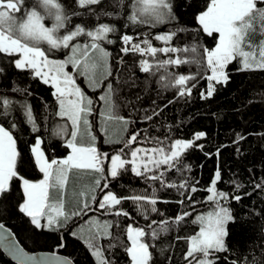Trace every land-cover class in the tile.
I'll return each instance as SVG.
<instances>
[{
	"label": "trees",
	"instance_id": "trees-1",
	"mask_svg": "<svg viewBox=\"0 0 264 264\" xmlns=\"http://www.w3.org/2000/svg\"><path fill=\"white\" fill-rule=\"evenodd\" d=\"M58 2L69 14V21L58 35L75 30L76 25L91 30L99 24H108L116 29L109 34L113 43H101L109 56L106 63L99 64L95 72L90 73L96 82L94 85L74 70L72 64H67L77 85L92 101L91 112L87 116L90 136L81 125L83 135L77 138L78 146H94L101 156L106 153L108 158L124 148V158L131 159L130 152L135 147L168 149L176 139L195 140V134L203 132L205 136L196 141L203 147L186 150L178 168L165 172V183L188 181V186L179 190L161 187L159 181H146L135 176L130 165L128 171L122 172L117 178L109 175L105 162L102 176L87 169H71L67 180L70 183L63 193L64 210L71 216L85 202L89 204V209L79 216H72L59 227L36 228L18 208L24 200L22 179L39 181L43 178V173L35 164L31 147L39 137L41 149L48 161L67 157L70 153L67 141L71 139V121L58 114L59 103L52 94L54 88L50 83L44 84L30 70L16 69L11 63L12 58L0 55V68L3 69L0 72V97H7L13 102L7 116L3 115L0 108V126L12 132L19 154L17 177L10 182L9 192L0 197V223L14 233L25 249L56 251L68 256L74 264H98L96 255H93L94 249H90L88 244L90 237L97 231L99 236L93 243L100 249V260H106L109 264L130 263L131 258L125 248L130 246L126 229L132 225L148 233L144 240L150 245V264H187L186 238L195 235L200 228V224L193 221L211 203L207 199V189L219 168L221 179L217 181L216 190L228 193L229 197L239 195L241 199L221 201L226 203L234 220L226 226L227 250L214 253V264H264V189L255 187L264 181V70H241V58L237 57L225 69L229 76L227 83L216 84L213 95L201 99V92H206L208 85L205 77L211 74L206 68L204 49H213L219 35L214 33L210 36L203 32L196 16L206 10L210 0H172L175 18L155 26L132 25L128 22L132 0H123L122 3L120 0H102L99 5L93 6L91 12L78 8L76 0ZM35 3L36 0H25V7L31 8ZM257 7L264 8V0H258ZM73 12L78 14L73 15ZM256 27L260 32L258 23ZM170 32H176V35L167 42L155 39L156 35ZM123 34L133 35L136 43L148 39L157 49L175 47L183 50L195 47L196 52H157L155 56L124 53L121 48L125 45L120 40ZM87 41L88 38L81 35L70 44L83 45ZM42 48L47 50L48 46L43 44ZM244 49L250 51L247 47ZM70 50L60 48L47 51L46 54L65 60ZM177 58L199 59L201 63L155 67L160 60ZM142 59L148 60L153 66L150 72L141 71ZM173 75L194 77L187 85H196L190 96H178L177 88L166 87L165 82L161 81V76L171 78ZM106 95L110 96L108 101L101 98ZM25 104L32 110L35 129L33 122L24 115L22 105ZM109 114L123 117V120L108 119ZM148 116L152 119H146ZM13 123L16 124L15 128L11 127ZM134 133L139 134L137 141L132 147L125 148L127 139ZM238 134L244 138L237 140ZM164 167H161V171H164ZM97 178H101V185L107 182L109 188H96L94 181ZM236 184H239V188ZM193 186L197 188L195 193L191 192ZM59 190L58 187L50 190L55 197L53 202L59 199ZM81 191L86 195L81 197ZM108 191L121 199L141 194L154 196L157 198V211L152 212L147 202L141 201L145 205L142 213L130 199H122V203L112 206L111 210L100 209L98 202ZM93 195L95 201L92 200ZM118 210L127 211L129 215L117 216L115 212ZM184 212L189 215L180 223H175V216ZM96 220L111 224L112 227L107 228L111 235L105 234L106 225L102 223L91 227ZM163 220L169 221L167 231L160 230ZM153 221L156 223L153 224ZM149 225L152 227L149 228ZM153 230L158 232L155 238L151 235ZM59 244L64 246L58 247ZM0 264L17 263L0 250Z\"/></svg>",
	"mask_w": 264,
	"mask_h": 264
},
{
	"label": "snow or ice",
	"instance_id": "snow-or-ice-1",
	"mask_svg": "<svg viewBox=\"0 0 264 264\" xmlns=\"http://www.w3.org/2000/svg\"><path fill=\"white\" fill-rule=\"evenodd\" d=\"M102 0H76V5L80 9L88 12L92 11L93 6H97ZM122 3L123 0H120ZM258 0H210L205 11L200 12L196 16V20L203 32L208 35L214 33L219 34V40L216 46L209 50L204 49V57L206 58V68L211 72L206 75L208 81L206 92H201V99L211 97L215 91V85L227 83L229 76L225 71L227 65L237 57L241 58V70H264V40L259 45H254L248 40L250 32L256 31V24H259V31L264 33V8L257 7ZM131 11L127 15V20L132 25H150L162 24L166 21L174 19L172 0H132ZM73 15L78 13L73 12ZM111 15V13H106ZM51 19V27L46 25V20ZM69 21V14L66 9L58 2V0H36L31 8L25 7V0H0V55L12 58L11 63L20 71L30 70L34 77L40 78L44 84L51 83L55 91L52 93L59 103V115L67 117L71 121L72 131L71 139L67 141V147L72 151L62 160L53 159L49 162L44 158L41 151V139L36 138L35 144L31 147V153L35 158V164L39 167V171L43 173V179L37 183H31L23 180L24 200L19 203V211L30 218L31 223L36 228L42 227H59L63 222L71 219L72 216H79L89 209L88 203H83L79 211H74L71 216L64 210L63 188L67 182L68 172L71 169H87L95 173L102 174L105 171L104 161L108 159V154H101L94 146L84 147L78 146L77 138L82 136L81 125L84 132L90 136L88 132L87 116L91 112L92 101L88 99L81 88L77 85L76 79L64 70V65L72 64L73 69L78 71L80 75L85 76L93 85L96 83L91 78L90 73H94L101 63H106L109 53L101 46L102 42L108 44L113 43L109 39V34L116 31L115 27L108 24H99L94 29L86 30L80 25H76L75 30L67 32L64 35H58L61 29L65 28ZM81 35L88 38L83 45L70 44L74 38ZM176 35V32L166 33L164 35H156V40L169 41ZM134 36L123 34L120 40L125 47L121 48L124 53L133 52L144 55L151 54L155 56L157 52L174 53L178 51L196 52V48L178 49L175 47L155 48L148 39H143L139 43L134 42ZM47 44L48 49H43L40 45ZM143 45V46H142ZM250 49L245 51L244 47ZM60 48H71L72 55L66 60L55 61L50 60L47 51ZM258 49V54H257ZM95 53H99L96 56ZM18 56V58H16ZM187 63H196L200 65L199 59H168L160 60L155 65L156 68H166L167 65H181ZM153 66L148 60L140 61V69L143 72H150ZM83 68V71H81ZM3 69L0 68V72ZM194 77L191 75H173L171 78L161 76V81L165 82L166 87L177 88V95L184 97L192 94V89L196 87L195 83L187 86ZM215 82V84L213 83ZM111 90V85H109ZM20 91V89H14ZM108 101L110 96L101 97ZM13 102L7 97H0V108L3 115L7 116L11 110ZM24 115L27 120L35 123L30 106L22 105ZM110 108V106H109ZM155 115V113H154ZM108 119H120L123 117H113L109 114ZM146 119H152L151 116ZM12 128L16 124L11 125ZM138 133L132 134L126 141L125 148L132 147L138 139ZM205 133L199 132L195 134V140L176 139L171 142L168 149L164 147L141 148L135 147L130 152L131 159H125V149H120L116 154L111 155L108 173L112 178H117L122 172L130 170L135 176L141 177L146 181H159L161 187L183 189L188 186V181L184 180L179 184L165 183L163 177L169 169H177L180 164V158L186 150L194 147L202 148L196 141H199ZM244 137L237 135V140ZM94 139V137L92 138ZM18 152L16 148V140L11 131L0 126V197L8 193L10 190V182L17 177V158ZM210 155V154H206ZM164 171H161V167ZM187 167V166H185ZM190 170V169H188ZM149 173H152L149 175ZM221 179V171L218 168L215 177L211 181V187L207 189L210 195L207 199L213 202L216 207L206 215L196 217L193 223H199V231L186 238L187 251L185 252V260L187 264H214V253L226 251L225 237L228 235L226 226L234 220V216L230 209L221 201H227L229 198L239 201L241 196L236 195L229 197L228 193L217 191V181ZM95 187L108 189L107 182L101 185V178L95 181ZM59 187L60 196L55 202L54 194L51 189ZM239 188V184H236ZM258 189H264V181L255 185ZM95 191V189H92ZM196 187H191V192L195 193ZM155 192V189H154ZM81 197L86 193L81 191ZM181 195H186L181 193ZM189 200L191 195L188 194ZM122 199H130L133 204L138 206V211L144 212L145 205L141 201H146L152 212H156L157 198L150 197L147 194L132 195ZM122 199L118 198L112 191L103 194V198L99 200L100 209L111 210L112 206L120 205ZM92 200L96 197L93 195ZM183 201H181L182 203ZM117 216L123 215L127 217V211L118 210L115 212ZM189 215L184 212L175 216L174 222L180 223ZM42 220L45 223H42ZM153 224L156 221L152 222ZM169 221L160 222L161 231H167ZM105 234L107 228L112 227L111 224L105 222ZM149 228L152 225L148 226ZM4 229V225L0 223V230ZM127 239L130 246H126L125 250L131 258V264H150L152 253L149 251L150 245L145 242L144 238L148 233L139 227L128 225ZM153 238L158 235L156 230L151 232ZM99 236V231L92 235L88 241L89 248L94 249L93 255H100V249L96 247L93 241ZM5 239L0 232V240ZM180 239V237H177ZM59 244L58 247H63ZM14 253L21 261H31L32 257H28L24 252L13 246ZM38 264H73L67 257L61 258L53 253L46 261H40ZM98 264H109L106 260L98 261ZM235 264V262H233Z\"/></svg>",
	"mask_w": 264,
	"mask_h": 264
},
{
	"label": "water",
	"instance_id": "water-1",
	"mask_svg": "<svg viewBox=\"0 0 264 264\" xmlns=\"http://www.w3.org/2000/svg\"><path fill=\"white\" fill-rule=\"evenodd\" d=\"M3 233L5 239L0 240V250L13 262L17 264H38L40 261H46L48 257H50L53 253L57 256L64 258L68 256L58 253L56 251H48V250H38V251H30L25 249L17 240L14 233L6 226H4L3 230H0ZM13 246L20 248L24 254L28 257H32L31 261H21L19 257L14 253ZM71 260V259H70ZM72 261V260H71ZM73 262V261H72ZM74 264V262H73Z\"/></svg>",
	"mask_w": 264,
	"mask_h": 264
},
{
	"label": "rangeland",
	"instance_id": "rangeland-1",
	"mask_svg": "<svg viewBox=\"0 0 264 264\" xmlns=\"http://www.w3.org/2000/svg\"><path fill=\"white\" fill-rule=\"evenodd\" d=\"M205 11V10H204ZM46 25L47 26H49V27H51V25H52V20L51 19H48V20H46ZM254 32H257V33H252V32H250V34H249V36H248V40L251 42V43H253L254 45H259V43H260V41L261 40H264V33H261V32H258V29H257V27H256V31H254ZM219 35V34H218ZM218 40H219V38H218ZM42 45H43V43L40 45L41 47H42ZM46 46H48L47 44H45ZM102 47H103V45H101ZM246 47V46H245ZM245 51H247L246 49H244ZM97 54V53H96ZM257 54H258V49H257ZM72 55V51L70 50V55L69 56H71ZM48 57H49V59L50 60H55V61H63L64 59L63 58H59V57H57V56H53V55H48ZM68 58V57H67ZM66 60V59H65ZM242 65V64H241ZM64 70L65 71H67V72H69L72 76H73V74H72V71L71 70H69V69H67V64L66 65H64ZM74 77V76H73ZM77 82V81H76ZM51 84V83H50ZM54 91H55V89H54ZM59 111H60V108H59ZM112 155V154H111ZM111 155H110V157H111ZM110 157L107 159V160H105L104 162L107 164H104V165H106V169H107V172H108V167L110 166V163H111V160H110ZM101 158L103 159V156H101ZM214 177H215V175H214ZM214 179V178H213ZM212 185L210 184V186L209 187H211ZM210 195V193H208V196ZM222 204H224V206H226L227 207V205H226V203L225 202H221ZM216 207V205L213 203V202H211L210 203V205H209V207H208V209L205 211V212H203L201 215H206V214H208V213H210V212H212L213 210H214V208ZM89 221V220H88ZM96 223V225H94ZM101 223L103 224V225H105V221L104 220H96V221H94V223L91 225V227L93 226V227H96V226H100L101 225ZM199 231V230H198ZM96 257H97V259H98V261H100V256H97L96 255ZM128 264H131V262L130 263H128Z\"/></svg>",
	"mask_w": 264,
	"mask_h": 264
},
{
	"label": "crops",
	"instance_id": "crops-1",
	"mask_svg": "<svg viewBox=\"0 0 264 264\" xmlns=\"http://www.w3.org/2000/svg\"><path fill=\"white\" fill-rule=\"evenodd\" d=\"M34 144H35V142H34ZM34 144H33V145H34ZM33 145H32V146H33ZM41 151H42V149H41ZM71 151H72V150L70 149V153H71ZM42 152H43V151H42ZM70 153H69V154H70ZM44 158L46 159L45 155H44ZM65 158H66V157H65ZM34 159H35V158H34ZM62 159H64V158H62ZM62 159H59V160H62ZM49 162H51V161H49ZM43 178H44V177H43ZM43 178H42V179H43ZM42 179H40V180H42ZM40 180H39V181H40ZM67 180H68V178H67ZM39 181H29V182H31V183H37V182H39ZM69 183H70V181L65 183V185H64V188H65V189L63 188V193H64V190H66V187H68V184H69ZM22 187H23V180H22ZM58 188H59V187H58ZM60 191H61V190H59V192H60ZM42 223H45V221L42 220Z\"/></svg>",
	"mask_w": 264,
	"mask_h": 264
}]
</instances>
